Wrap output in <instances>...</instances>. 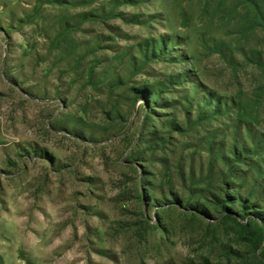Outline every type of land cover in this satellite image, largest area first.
I'll use <instances>...</instances> for the list:
<instances>
[{
    "label": "rangeland",
    "instance_id": "1",
    "mask_svg": "<svg viewBox=\"0 0 264 264\" xmlns=\"http://www.w3.org/2000/svg\"><path fill=\"white\" fill-rule=\"evenodd\" d=\"M263 0H0V264H264Z\"/></svg>",
    "mask_w": 264,
    "mask_h": 264
},
{
    "label": "trees",
    "instance_id": "2",
    "mask_svg": "<svg viewBox=\"0 0 264 264\" xmlns=\"http://www.w3.org/2000/svg\"><path fill=\"white\" fill-rule=\"evenodd\" d=\"M263 9H264V0H263ZM264 19V18H263Z\"/></svg>",
    "mask_w": 264,
    "mask_h": 264
}]
</instances>
